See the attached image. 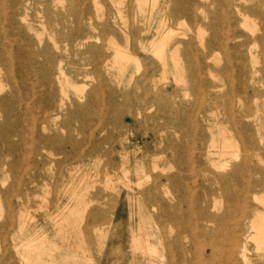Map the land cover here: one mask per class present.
Returning <instances> with one entry per match:
<instances>
[{
  "label": "bare ground",
  "instance_id": "bare-ground-1",
  "mask_svg": "<svg viewBox=\"0 0 264 264\" xmlns=\"http://www.w3.org/2000/svg\"><path fill=\"white\" fill-rule=\"evenodd\" d=\"M10 1L8 12L0 0V64L6 69L3 78L0 75V91L7 85L10 87L9 92L0 96L3 115L0 120V150L14 158L10 161H2L1 158L0 163H3L5 172L8 170L15 174L19 162L23 160L34 170V174L26 182L16 178L3 191L6 219L0 225V264H13L8 244V235L15 225L13 196L23 197V184L26 190L39 186L43 171L48 164L49 168L54 164V161L36 160L35 154H42V149L48 147L53 149L54 155L64 153L67 158H80L84 153L83 144L72 133L62 135L67 123L60 121L62 115L56 110L66 103L67 87H72L78 100L82 101L84 96H91L96 90L87 92L88 77L94 74L101 78L102 69L108 73H113L115 68L125 72L128 70L127 59H134L128 49L113 44L115 59L110 61L101 56L100 46L97 48L89 44L93 35L87 26V0H78L79 8L76 9V0H69L67 17L76 16V19L70 22L64 20L62 33L52 30L48 39H45L44 32H36V36L28 33L35 29L27 17L29 1ZM143 1L140 0V6ZM184 4L183 8H178L179 12L197 22L201 33L198 39L201 52L189 54L191 59H195L192 74L194 87L198 92L207 90L213 104L221 98L226 99L225 111L220 113L218 107L199 112L181 110V102L175 100L177 93H172L171 83L157 80L159 69L155 62L145 68L130 88H108L105 101L96 98L105 106V123L123 129L129 124L121 117L113 119L110 114L112 110L120 114L130 112L131 124L139 128L146 126L141 134L150 136L151 141L159 137L161 141L169 140L168 124L184 125V165L188 170H184V198L180 195L171 213L178 228L174 241L164 230L166 226L162 219L166 215V201L158 198V181L155 180L150 197L147 199L141 192L143 199L138 200L137 205L138 218L142 217L145 205L152 222L139 224L131 236L132 247L118 246V250L122 253L128 251L134 264H166V255H170L167 264H264V0H212L205 5L208 11L202 18L197 17L194 11L198 2L185 0ZM169 19L163 17L160 20L158 35L150 46L162 64L164 78L168 71L167 45L173 37ZM46 23L44 21L43 25ZM208 29L211 32L205 35ZM9 30L12 36L8 35ZM100 34L95 36L97 40ZM62 39L65 45L85 47L83 53H93V58L85 60L81 69H74V61H66L61 53ZM220 51L224 53L225 60L222 66L216 67L212 59ZM173 59L179 65L180 61L176 57ZM221 76L226 77L230 85L224 93H220L224 83H217ZM145 79H150L149 87L144 86ZM37 87H42V94L37 93ZM237 93L247 96V101L238 107L234 103ZM32 97L38 98L42 104L39 118L32 112L33 107L27 104ZM119 97L123 101H118ZM131 98L139 104L137 114L125 104ZM79 101L73 103L67 119L79 122L75 130L86 137L88 119L81 115V111H88L91 100ZM23 104H26L25 109ZM173 107L176 114L171 112ZM36 119H39L40 130ZM102 130L108 132L107 126ZM121 131L123 139H128V135ZM109 141L113 138H106L105 142ZM105 155L111 154L108 152ZM122 167H125V162ZM198 169L208 175L207 184L200 186L196 184L197 180L190 182V175ZM6 180L2 178L3 186L7 184ZM112 183L113 180L109 179L108 185ZM141 184L142 181L139 182ZM28 195L27 191L25 196ZM83 195L81 191L73 192L70 197L75 198L76 204L52 215L56 222L54 236L45 231L29 233L32 217L25 206L20 208L15 248L21 264H80L88 257L87 234L82 231L81 221L92 200L85 201ZM150 202L160 207V212L153 213ZM2 207L0 201V214ZM74 230L79 231L76 240L72 237ZM116 251L113 248L111 253ZM121 257L115 254V264Z\"/></svg>",
  "mask_w": 264,
  "mask_h": 264
},
{
  "label": "rangeland",
  "instance_id": "rangeland-1",
  "mask_svg": "<svg viewBox=\"0 0 264 264\" xmlns=\"http://www.w3.org/2000/svg\"><path fill=\"white\" fill-rule=\"evenodd\" d=\"M28 1L27 17L35 27L34 30L28 32L30 35L34 36L36 32H44L45 39H48V33L53 32L52 30L62 33L61 26L64 20L67 19L70 22L71 19H76V16L67 17L66 8L69 6V0ZM195 1L199 4L194 9L195 14L197 17L202 18L208 11L205 9V5H209L212 0ZM10 2V0H1L8 12L10 10ZM78 2L76 0L75 9L79 8ZM139 3L140 0H87V8L89 9L87 26L90 34L93 35L89 44L97 48L101 47L100 54L107 60L115 59L113 44L120 48L128 49L133 54L134 59H127L128 70L125 72H120L118 68H115L113 73H108L105 69H102L101 78L94 74L88 77L87 92L93 91V89L96 90L91 93V96H84L82 101L78 100V95L72 87H67L66 103L63 108L56 110L62 115L60 121L65 120L67 123V127L62 130V135L67 136L72 133L83 144L84 153L80 158H71V156L67 158L64 153L54 155L52 153L53 149L48 147L44 150L42 149V154H35L36 160L54 161V164L50 168L48 164L47 169L43 171L42 182L39 186L26 190L25 184H23L21 189L23 197L13 196L15 215L13 220L15 225L8 235L9 251L13 257V264H21L15 248V243L17 242L15 237L17 238L19 235L20 208L25 206L32 217L29 224V233L45 231L50 236H54L56 233V222L53 216L76 204L75 198L71 199L70 197L75 191L84 193L83 199L85 201L92 200L88 204L84 220L81 221L82 231L84 230L85 234H87L86 240L90 251L88 257L81 260L80 264H115V254L122 256L118 264H134L133 256L128 251H123L124 253H122L118 250V246L119 248H131V236L134 231L136 232L139 224L152 222L151 216L148 215L149 209L145 205L142 217L138 218L137 205H139L138 200L143 199L140 197L141 192L145 193L147 199L150 197L151 189L153 188L152 184L155 180L158 181L156 186V190L159 192L158 198L166 201L164 205V213L166 215L162 219L164 226H166L164 230L170 236V240L174 241L173 237L177 233L178 228L171 213L174 212L176 202L181 198L180 195H183L184 198V170H188L184 165V125L168 124L169 140L161 141L159 137L157 140L151 141L150 136L141 134L145 132L146 126L139 128L131 124L130 112L120 114L118 111L112 110L110 114L113 119L121 117V119L125 120V123L129 124L123 129L115 124L105 123L103 121L106 117L105 106L98 103L96 98L101 102L105 101L108 88L113 87L116 90L130 88L139 79L145 68L150 67L155 62L159 69L156 75L157 80L171 83L172 93L174 91L177 93L174 96L175 100L181 102V110L199 112L203 109L206 111L209 107H212V109L218 107L221 110L220 113H223L227 100L221 98L219 102H216L217 104H213L207 90L206 92H198L194 87L192 74L194 73L195 59H191L189 54L201 52L198 41L201 33L198 31L197 22L179 12L178 8L185 6V0H144L142 6ZM163 17H170V29L173 33V37L167 45L168 71L166 78L163 77V67L158 56L150 50L151 43L158 35L159 22ZM44 21H47L45 26L43 25ZM58 21L60 23L56 24ZM6 25L8 28V23ZM207 32L205 35L210 34L211 30L208 29ZM99 33H101L99 35L100 39L97 40L95 36ZM8 35L12 36L10 30ZM60 45L61 53L65 60L74 61L72 63L74 69H81L85 60L93 58V53H83L85 47L80 45H65L64 39L61 40ZM173 57L180 61L179 65L174 62ZM224 60V53L220 51L214 55L212 64L220 67L224 64ZM5 70V66L0 64L1 78H3ZM130 78H132L131 84H129ZM143 82L144 86H150V79H145ZM218 82L224 83L220 93L226 92L230 86L226 77L221 76L217 80ZM3 83L5 84L6 82L3 81ZM9 90V85L5 86L0 91V96L9 92ZM36 91L38 94L43 93L42 87H37ZM86 99L91 100V105L88 111L87 109L81 111V115L88 119L85 125L86 137H84V135L75 130L80 123L72 118L67 119V113L73 107L74 102L83 103ZM119 100L123 101L121 97L118 98ZM244 101H247L245 94L237 93L235 95L234 103L237 107ZM27 102L28 105L33 107L32 112L36 115L38 114L36 117L39 118L43 108L38 98L32 97ZM125 104L137 114L139 104L133 98L126 100ZM22 108L25 109L26 104H23ZM175 111L174 107L171 108L172 114H176ZM208 113L210 114V111ZM138 117L141 118L142 116L138 115ZM2 118V111H0V120ZM36 121L40 130L39 119H36ZM159 121L161 122V120ZM106 126L108 132L102 130ZM228 126L229 124L226 125L227 129L229 128ZM120 130L128 135V139H123ZM108 137L113 138V141L105 142ZM14 139L16 140L17 137H14ZM108 152L111 154L110 156L105 155ZM125 156H127L126 160ZM1 158L2 161H10L14 157L7 155L1 149ZM123 162H125V167H122ZM107 163L109 164L108 167ZM28 167V164L21 160L18 164V171L14 174L7 169L5 172L3 163H0V201L3 206L2 214H0V225L6 219L3 191L19 178L21 181H28L34 174V170ZM195 172L190 175L189 180L191 183L193 180H197V183H195L200 186L208 183L206 181L208 175H205L199 169ZM3 177L7 179L6 186L2 185ZM146 178L147 180H145ZM109 179L113 180L110 185H108ZM139 180L142 181L141 185H139ZM27 191L29 195L25 196ZM150 210L157 214L161 208L151 203ZM107 229L108 237L105 238ZM78 233L79 231L77 230L73 231L72 237L74 240L78 238ZM113 248L118 252L111 253ZM59 253L61 251L58 252V257L60 258ZM169 259L170 255L164 256L166 264Z\"/></svg>",
  "mask_w": 264,
  "mask_h": 264
}]
</instances>
